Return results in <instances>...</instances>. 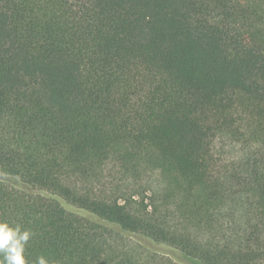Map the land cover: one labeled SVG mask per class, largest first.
Returning a JSON list of instances; mask_svg holds the SVG:
<instances>
[{"label":"trees","instance_id":"trees-1","mask_svg":"<svg viewBox=\"0 0 264 264\" xmlns=\"http://www.w3.org/2000/svg\"><path fill=\"white\" fill-rule=\"evenodd\" d=\"M0 221L26 264H264V0H0Z\"/></svg>","mask_w":264,"mask_h":264},{"label":"clouds","instance_id":"clouds-1","mask_svg":"<svg viewBox=\"0 0 264 264\" xmlns=\"http://www.w3.org/2000/svg\"><path fill=\"white\" fill-rule=\"evenodd\" d=\"M32 235L19 224L0 221V264H26L25 248ZM35 264H49V260L41 255Z\"/></svg>","mask_w":264,"mask_h":264}]
</instances>
